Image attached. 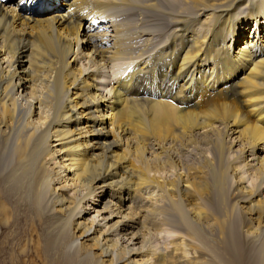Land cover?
I'll return each instance as SVG.
<instances>
[{"label": "bare ground", "instance_id": "bare-ground-1", "mask_svg": "<svg viewBox=\"0 0 264 264\" xmlns=\"http://www.w3.org/2000/svg\"><path fill=\"white\" fill-rule=\"evenodd\" d=\"M149 130L201 138L207 165L158 182L136 142ZM263 189L264 0L0 2L2 249L23 237L44 264H264ZM158 227L188 260L178 236L153 245Z\"/></svg>", "mask_w": 264, "mask_h": 264}, {"label": "rangeland", "instance_id": "rangeland-1", "mask_svg": "<svg viewBox=\"0 0 264 264\" xmlns=\"http://www.w3.org/2000/svg\"><path fill=\"white\" fill-rule=\"evenodd\" d=\"M61 4H62V2H60V6H61ZM59 7H55L54 10H58ZM36 11H38V10H36ZM38 12H40L39 14H42L40 16L45 17V16H48V14H44L43 12L48 13L50 11L45 10V11H38ZM191 13H196V11L191 9ZM42 17H40V18H42ZM248 37H249V35L246 38L248 39ZM242 40L239 41V43H237V46L242 45ZM117 66L120 67V65H117ZM119 71H122L121 67H120ZM110 73H111L110 76H112L113 70H111ZM166 126L168 127V129L171 131L172 134H174V135L178 134L179 135L180 124H177L175 121H169L166 123ZM147 134H149L148 137L153 136L152 135L153 132L150 130L148 131ZM148 137L147 136H144V138L140 137V139H142V140L138 139V140H136V142L139 145H142L144 143L143 145L146 147L145 151H143L144 157L146 156L148 149H151L153 147V149H154L152 152V155L154 156L153 159L158 160L160 163L157 165H154V168L150 169V172H149L150 174L148 173V175L154 176L158 182H160L161 180H166L168 182H176L177 181L178 185H181V183H179V180H182V178L187 179L188 176L194 177L196 174L195 170H197L198 167H200L203 164H205V166L207 165V160H209L207 158V156H210V147L208 145H206L202 141V139L199 137L192 136V137L186 138V139L185 138L177 139V140L173 139L170 141L169 140H167V141H165V140H154L150 137H149L150 138L149 139ZM140 143H142V144H140ZM154 144L156 145V147L153 146ZM157 147H159V150H155ZM130 165L135 170L137 168H139L138 165L136 164V155L134 152H132L131 157H130ZM142 165H141L142 169L140 168L141 170L140 169L138 170V172L140 171V173L145 170V167H143L144 165L143 166ZM240 175H241L240 172H236V175L233 176L232 182L234 183L235 179L240 180L239 179ZM156 188H157L156 186H153L152 189L144 188V190L142 192L143 193L142 196H144V198L146 197L145 199H147V200L149 199L148 200L149 205L152 207L158 206V199L159 198H158V193H157ZM104 197L105 198L103 199L101 205H99V207H98L99 209L102 208V206L104 205V202L111 199V198H108L109 197L108 192H106ZM262 199L264 201V189L260 192V195L256 199V201H260ZM172 200H175V199H172ZM139 201L140 200L137 199V202H139ZM159 203H160V201H159ZM229 203H232L231 199H229ZM20 221H21V223L19 225V233L27 235L29 237V230L28 229H30V225L27 224L26 219L23 217L20 218ZM261 221L264 222V219L261 218ZM158 228H160V230H158V231L162 230V227H158ZM11 229L12 228L10 226L9 228H6L5 230H3V229L0 230V237L2 238L3 236H5ZM161 232H162L161 235H158V233L156 231H155V233L153 232L154 235H156V234L158 235L157 238L159 237L158 240L155 241L156 243L154 242L153 245L156 248H159V249L161 248V249L165 250V247H167V246L169 247L170 238H165L164 240H162V238L166 237L167 235L169 236L170 234H173L172 236H176V237L178 236L177 238H174V240L171 242V243H173V242L177 243V246L180 249V254L177 256V258H179L180 260H188L189 259V251L187 250V247H186L184 241L178 235L180 232L177 230H173L169 227L165 228V233H167V235H165L163 231H161ZM23 239L24 238L22 237L21 239H15L14 241L10 240L9 241L10 245L3 247V249L0 247V264H44L41 260H39L37 258L36 253L34 252V250L31 247L28 246L26 249H22L25 244L22 243V245L20 247L14 245V244L24 242ZM25 243H27V241Z\"/></svg>", "mask_w": 264, "mask_h": 264}]
</instances>
